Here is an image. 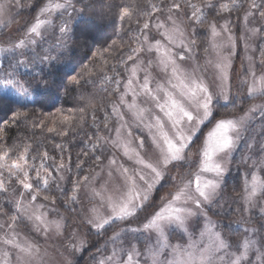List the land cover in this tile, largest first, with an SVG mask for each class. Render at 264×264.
Masks as SVG:
<instances>
[{
  "label": "clouds",
  "instance_id": "clouds-1",
  "mask_svg": "<svg viewBox=\"0 0 264 264\" xmlns=\"http://www.w3.org/2000/svg\"><path fill=\"white\" fill-rule=\"evenodd\" d=\"M0 264H264V0H0Z\"/></svg>",
  "mask_w": 264,
  "mask_h": 264
}]
</instances>
